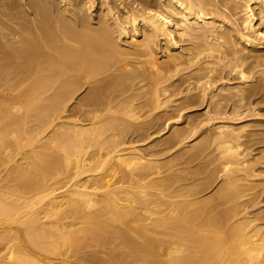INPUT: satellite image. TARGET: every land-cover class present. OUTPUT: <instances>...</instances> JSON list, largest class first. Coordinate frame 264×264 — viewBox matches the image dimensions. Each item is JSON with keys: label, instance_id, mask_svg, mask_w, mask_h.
<instances>
[{"label": "bare ground", "instance_id": "6f19581e", "mask_svg": "<svg viewBox=\"0 0 264 264\" xmlns=\"http://www.w3.org/2000/svg\"><path fill=\"white\" fill-rule=\"evenodd\" d=\"M259 220L264 0H0V264H264Z\"/></svg>", "mask_w": 264, "mask_h": 264}, {"label": "rangeland", "instance_id": "374dc122", "mask_svg": "<svg viewBox=\"0 0 264 264\" xmlns=\"http://www.w3.org/2000/svg\"><path fill=\"white\" fill-rule=\"evenodd\" d=\"M201 106H202V105H201ZM202 107H203V106H202ZM202 107H201V108H202ZM198 108H200V107H197L196 109H198ZM203 172H204V171H203ZM205 172H206V171H205ZM199 176H200V175H199ZM201 176H202L203 178H205L206 174H205V173H202ZM200 178H201V177H199V179H200ZM208 191H209V190H208ZM206 192H207V191H206ZM250 210H251V209H250ZM253 211H254V208L252 209V212H253ZM249 215L252 217V216H254V213H251V214H249ZM238 217H240V216H238ZM249 220H250V219H249ZM259 221H262V220H259ZM257 222H258V221H257ZM258 223H264V220H263L262 222H258ZM221 224H222L223 226H222ZM224 224H225L224 222H223V223H218L219 226L217 225L216 228H214V229H215V230H221V228L223 227L222 229L225 230L227 227H226V225H224ZM13 226H14L15 228H19V229L21 230V233H22V236H23V234H24V231H23V228H22L23 225H22V224H16V223H14ZM220 226H221V228H220ZM224 226H225V227H224ZM20 227H21V228H20ZM217 227H218V229H217ZM219 228H220V229H219ZM44 260H46V259H44Z\"/></svg>", "mask_w": 264, "mask_h": 264}]
</instances>
